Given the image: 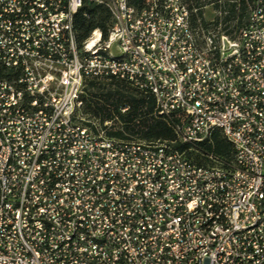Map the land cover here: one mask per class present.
Returning <instances> with one entry per match:
<instances>
[{
    "label": "built area",
    "instance_id": "2783aa9c",
    "mask_svg": "<svg viewBox=\"0 0 264 264\" xmlns=\"http://www.w3.org/2000/svg\"><path fill=\"white\" fill-rule=\"evenodd\" d=\"M200 1L0 0V264H264V0ZM109 80L174 138L108 133L82 97Z\"/></svg>",
    "mask_w": 264,
    "mask_h": 264
},
{
    "label": "trees",
    "instance_id": "16d2710c",
    "mask_svg": "<svg viewBox=\"0 0 264 264\" xmlns=\"http://www.w3.org/2000/svg\"><path fill=\"white\" fill-rule=\"evenodd\" d=\"M146 0H128V2L137 7H142ZM189 8L192 4L196 6L204 5V1L186 0ZM194 2V3H192ZM230 15H233L234 4L225 2ZM240 5L239 9L242 10ZM88 16H84L78 12L75 16V26L78 31V37L84 38L88 33L96 27L106 31V22L109 18L107 11L101 7L88 5L85 7ZM197 15L202 19V9L198 8ZM231 19L226 16L223 20ZM241 12L239 13V22ZM84 108L92 115H98L101 119L110 118L114 114L124 121L123 129L108 131L110 134L117 136H125L124 132L132 136L151 139V138H174L172 128L165 120L153 115L154 100L149 94H139L135 89L123 81L109 80L105 82L90 81L86 88V93L82 97ZM128 105L129 110L125 114H121L119 108ZM204 148L218 155L228 156L231 153L230 143L222 137L218 130L214 131L208 142H205ZM180 147H183L180 145Z\"/></svg>",
    "mask_w": 264,
    "mask_h": 264
},
{
    "label": "rangeland",
    "instance_id": "374dc122",
    "mask_svg": "<svg viewBox=\"0 0 264 264\" xmlns=\"http://www.w3.org/2000/svg\"><path fill=\"white\" fill-rule=\"evenodd\" d=\"M203 10L207 11V10H209V8L208 7H205V8H203Z\"/></svg>",
    "mask_w": 264,
    "mask_h": 264
}]
</instances>
